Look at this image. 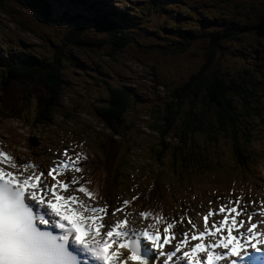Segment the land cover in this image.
Segmentation results:
<instances>
[{
    "label": "trees",
    "instance_id": "1",
    "mask_svg": "<svg viewBox=\"0 0 264 264\" xmlns=\"http://www.w3.org/2000/svg\"><path fill=\"white\" fill-rule=\"evenodd\" d=\"M24 1V4L27 3L24 7L29 14L30 25L35 29L25 27L23 33L18 34L21 39L30 34L35 41V44H31L34 49H14V54L9 59L0 57V84L5 88V93H0V111L9 114L6 118L32 121L35 129L42 127L27 143L34 147L35 139L43 140V131L49 136L48 143L52 138L60 140L65 137L79 146L84 138H89L97 163L85 164V174L90 175L93 181L90 187L99 188L110 203L120 192L127 190L126 186L131 182L128 178L137 173V170H131L139 162L136 161L135 152H141L145 156L142 173L150 171V174L142 178L145 183L136 192L141 194L139 206L157 210L162 207L163 214L168 217L191 208V200L184 197L188 188L187 173L190 171L191 175L198 168L205 175H220L231 186L240 182L249 190L254 186V190L262 189L256 185L262 179L252 170L257 165L259 155L254 145L256 136L253 129L256 126L264 128V89H261L262 95L255 105L249 101L253 86L264 85V69L261 65L250 66L248 63L244 66L240 59H246L249 55L257 57L259 48L264 45L263 0H219L222 13L217 16L206 15L201 20L195 3L183 2L186 11L196 13L197 27L182 28L177 22L185 18L179 15V11L176 12L175 23L171 22L170 26L167 25L168 22H161L167 26L154 25L148 28L149 25L139 21L137 24L142 27L139 39L147 42L150 38L153 41L144 47L131 35V16H134L133 12L137 7L127 6L126 0H114L112 3L117 2L118 7L122 4L127 6L123 11L116 8L102 10V5L108 0H72L69 2L84 7L65 15L51 13L46 0ZM170 2L180 1L141 0L139 6L146 5L147 11L139 13L157 14L159 8H164ZM230 2L236 4L232 6L233 12L247 18L246 21L227 19L223 11L228 10ZM139 10L142 11V7ZM163 10L167 12L166 9ZM199 10L204 13L201 7ZM171 11H174L173 6ZM15 13V10L9 9L2 18L13 25L18 21L13 20ZM20 16L23 21L27 19L22 13ZM13 27L17 29L14 25ZM59 27L65 31H59ZM191 30H194V34ZM161 32L167 33L166 36L163 37ZM88 35H99L100 39H85ZM171 36L172 40H176L161 44L162 38ZM53 42L58 43L59 48L52 56L50 49L51 45H55ZM131 47L139 54L158 55L167 59L190 54L200 65L184 69L174 64L172 68L177 71V81L173 83L167 82L162 73L152 66L151 84H158L163 91L162 96H159L152 86V92L147 94L133 81H129L132 84L125 83L123 76L110 75L102 69V64L118 67L121 61L118 53ZM76 56L94 58L98 67L88 69L96 75L85 74L80 69H69L64 65L62 60L65 58L77 68L84 67ZM226 56L234 57L232 66L235 75L230 80L220 69V62ZM134 59L143 63L138 56ZM254 78L263 80L255 82ZM235 79L241 80L242 85L238 86L236 83L232 86L230 82ZM11 91L17 92L22 98L14 99ZM231 94L236 100L230 98ZM4 97L5 100H2ZM68 101L69 105H65ZM85 102L88 108L95 110V115L87 113V106L82 105ZM147 102L151 103L150 108H145ZM31 104L35 105L33 112ZM63 107H67L65 115L60 113ZM142 108V115L145 116L137 121L134 117ZM77 112L78 119L84 115L88 119L94 116L99 127H89L78 133H68L57 128L53 117L60 116L66 121L79 122L72 119ZM82 127L80 125L78 130ZM150 134H156V143L147 142L143 149L142 146L133 144L135 137L143 140L149 138ZM51 146L50 143V146L46 145L42 149L44 155H40V148L36 153L27 149L33 156L31 160L39 163L45 170L51 160ZM224 146L231 152L229 164H225L226 155L221 152ZM124 161L127 164L124 165ZM163 172L169 174V179L164 183L160 182ZM248 179L253 184L248 183ZM206 191L209 196L212 195L209 190Z\"/></svg>",
    "mask_w": 264,
    "mask_h": 264
},
{
    "label": "snow or ice",
    "instance_id": "2",
    "mask_svg": "<svg viewBox=\"0 0 264 264\" xmlns=\"http://www.w3.org/2000/svg\"><path fill=\"white\" fill-rule=\"evenodd\" d=\"M83 7L47 5L57 15ZM52 157L45 170L0 147V264H264V201L230 191L226 203L217 197L215 209L197 212V224L187 208L168 217L140 207V193L110 203L71 146ZM254 203L261 207L249 211ZM184 219L190 227L178 234Z\"/></svg>",
    "mask_w": 264,
    "mask_h": 264
},
{
    "label": "rangeland",
    "instance_id": "3",
    "mask_svg": "<svg viewBox=\"0 0 264 264\" xmlns=\"http://www.w3.org/2000/svg\"><path fill=\"white\" fill-rule=\"evenodd\" d=\"M68 3L72 2V0H67ZM70 1V2H69ZM90 1H98V0H90ZM99 1H103V0H99ZM114 0H108V2H105L106 4L102 5V10H107L109 8H116L119 11H123L124 8H127V6H134L135 8L137 7V9L135 10V12H133L134 16H131L133 19V23L131 26L132 29V36H135L138 41L140 42V46L144 47L150 43H152L153 41L149 38V40L147 42H143L139 39L138 34L140 33V31L142 30V27L138 26L137 22L141 21L142 23H144L146 26L149 25L148 28L153 27L154 25H158V26H170L172 25V23L174 24L175 22V17L177 16V11H179V15L183 16L185 19H181L179 20L177 23L183 28H188L191 27V29L196 28V19H197V15L196 13H194L193 11H186V5H184L183 2H189V3H195L197 11H198V18L201 20L203 17H205L206 15L209 16H217L220 15L221 9H222V5L220 4L221 2L219 0H179L180 2L178 3H173L170 2L168 4H166L164 6V8L160 9L159 8V13L155 14L154 12H151L150 14H145V15H141L139 12H141L142 14L145 13V11H147V6L146 5H141L140 1L141 0H126V5L124 6V4L119 5L118 4H113ZM248 2H251L253 0H247ZM264 1V0H263ZM262 1V2H263ZM24 0H0V57H2L3 59H8V57L10 55H12L14 53V49H19L21 51H29L30 49H34V47L31 45L32 43L35 44V41L32 40V37L29 36L30 34H27L26 37L22 36L23 38L21 39V37L19 36L18 33H23V28L27 27L28 29H35L34 26L30 25V19H29V14L28 12L25 10L26 4H24ZM47 5L51 2V0H46ZM90 3V2H89ZM189 4V5H191ZM230 6L228 8V10L223 11V14L225 16H227V19L230 21H235L238 20V22H243L246 21L247 18H245L244 16H239L236 13L233 12V7L234 3L230 2L228 3ZM263 5V3H262ZM172 6L174 7V11L172 10ZM178 8H175V7ZM233 6V7H232ZM97 7L99 8V5H97ZM139 7H142V11L139 10ZM203 9V14L200 12L199 8ZM15 10V16L13 18V20H18L16 23H13V25L17 28L16 30L14 29L13 25L10 24L9 22L7 23V21H5L2 16L4 15L5 11L8 10ZM163 9H166L167 12H164ZM144 11V12H143ZM185 12H187V14H185ZM21 13L27 18L25 21H23L21 19ZM98 13V12H97ZM99 14V13H98ZM57 15V14H56ZM100 15V14H99ZM264 16V14H263ZM12 17V16H11ZM136 17H140V19L136 18ZM10 18V17H9ZM145 19H150L145 21ZM161 22H168L167 25L162 24ZM172 22V23H171ZM194 22V23H193ZM190 23H193L192 26H190ZM53 28V27H52ZM59 31L64 32L65 29L59 27L58 28ZM190 31V30H189ZM192 33L194 34V30H191ZM25 34V33H24ZM161 34H163V37L166 36L167 33L161 32ZM173 36H171L170 38H162L160 41L162 42L161 44H166V43H170L172 41ZM83 38H85L83 36ZM85 39H100L99 35L96 36H91L88 35L87 38ZM202 39H204V37L202 36ZM54 47L51 45V49H50V53L52 54V56L54 55L55 52H58V48L59 45L56 42ZM63 51H67L66 49H63ZM72 52V51H71ZM118 52V51H117ZM73 54V52H72ZM121 57V61L120 64L118 63V67L117 66H113V65H109V66H103L102 64V69L107 72L110 75H117V76H123L125 83L128 84H132L129 81H133L135 84L139 85L144 91L147 92H152L151 87L154 86L155 90L157 91V94H160L159 96H162V88L159 87L158 84H151V67L154 66L156 67L164 76V78L167 80V82L169 83H173L175 81H177L175 78L177 76V71L175 68H172L174 64H176V66L178 68H184V69H188L191 66L194 68L195 66L200 65L199 62L197 61L196 58L192 57L190 54H186V55H177V56H171L170 59H167V57H161L158 55H143V54H139L137 53V51L135 50V48L131 47V48H125L124 50H122L121 53H118ZM71 55V54H68ZM135 56L140 57V59H142L143 63L137 62L136 59H134ZM77 57V56H76ZM234 57H228L226 56L221 62H220V69L222 71V73H226L227 79L230 80L231 78L234 77L235 72L233 70V66H232V61H233ZM1 59V58H0ZM78 61L80 63H82L84 65V67L81 68H77L75 67L74 64H72L71 61H69L68 59H63L62 61H64V65H66L69 69H80V71H82L85 74H91V75H96L91 69H94L96 67H98L97 65V61L94 58H90V59H86L83 56H78L77 57ZM103 60V59H102ZM102 60H98V61H102ZM240 63L244 66H246V63L251 65H261L264 69V45H262L259 48V54L257 57L249 55L248 57H246V59H240ZM88 67H90L88 69ZM118 77V78H119ZM121 79V78H120ZM179 79V78H177ZM260 78H254L255 82H259ZM241 80L237 81V79L232 80L230 83L232 86L236 85V83H238V86L242 85V83H240ZM264 82V80L262 81ZM0 83H1V77H0ZM160 84V83H159ZM257 85V84H256ZM126 87V86H125ZM67 92H70V90L68 88H65ZM264 89V85H257V86H253V89L251 90V97H250V103L255 105L256 101L258 100V98L260 97V95H262V90ZM244 90V89H243ZM0 93L4 94L5 93V88L3 86H1L0 84ZM12 96L14 97V99H19L22 98L17 92L15 91H11ZM81 96V95H80ZM230 98H232L233 100H236V97L234 95H230ZM145 100H147V98H144ZM5 100V97L4 99ZM259 101V100H258ZM240 104V103H237ZM263 104V102H262ZM65 105H69V101L67 104ZM83 106H87L86 108H88L87 103H83ZM151 103L147 102V104L145 105V108L149 107L150 108ZM30 108V107H29ZM31 112H33L35 110V105L31 104ZM143 109L142 108L139 111V114L137 116L134 117L135 120L139 121L142 116H145V114L142 115L143 113ZM67 110V107H63L60 110V113H62L63 115H65ZM88 112L90 114H94L95 115V110H92L91 108H88ZM30 112V113H31ZM9 114H5L4 112L0 111V147H3L5 150H12V154L16 156V159L20 162H26L27 160H31L33 159L32 155L30 152L27 151V149H31V151L33 153H36V151H39L38 148H40L39 153H41L40 155H44V151L42 150L43 148H46V145L50 146L51 143V150L52 152H56L58 153L59 150H63L64 148H68L69 146H71V148L74 151L80 152L84 155L87 156V160L82 161V163L84 164H93V163H97V158H94V153H93V149L90 148V139L89 138H84L82 143H79L78 145H74L73 142H71L69 140V138H62L60 140H56L54 138L50 139V143H48L47 139L49 138L48 135H46V133H44L43 131V140L35 139V144L34 147L31 145V143H27L29 138H32L34 136L37 135V131H41V128H37L35 129V127L33 128V122L32 121H26L23 122L20 119H13L11 118H6V116H8ZM19 116L21 117V113H19ZM76 120H79V122H73V121H66V119H61L60 116H55L53 117L54 123L57 126L58 129H62L66 132H75L78 133L80 131H85L87 128L89 127H99L98 121L96 120V118L94 116H92L90 119H88V117L81 116V119H78L77 117H79L78 112L73 115ZM85 119H88L87 121H85ZM25 121V120H24ZM23 122V123H22ZM80 125H83L81 130H78V128H80ZM264 126V125H262ZM144 132H146L145 129H143ZM253 134L254 136H256L254 145L257 149V151H259V155L257 156V165L259 167H257V170H259V172H256V176L259 177L260 179L264 178V128L263 127H259L256 126L253 129ZM136 140H134L133 144L138 145V146H142V149L144 148L143 146H146L147 142L149 144H154L156 143V141L158 140L156 134H150L149 138H144L143 140H141L139 137H135ZM18 146L20 147H25L26 149L23 150V148H17ZM20 149V150H19ZM139 149H141V147H139ZM52 152H51V159L52 157ZM222 154L226 155V159L224 160L225 164H229L230 163V158H231V152L229 151V149L227 147H222ZM143 153V152H142ZM39 155V156H40ZM136 155V161H139L137 163L134 164L135 169L137 170V173H135L136 177H130L128 178V180H130L131 182L126 186L127 190L123 191V193L119 194L118 196L121 199H128L131 196H129V194L134 193L139 187L140 185H142V182H136L138 179L141 178V169H142V161L145 159V156L143 157L141 152L137 151L135 152ZM147 155V154H145ZM36 158V156L34 157V159ZM49 158V157H48ZM134 159V158H132ZM123 164H127L125 161L123 162ZM86 171V168L84 167V172ZM157 171V170H155ZM148 173H150V171H147ZM190 171L187 173V180L186 183L188 185V188L186 190V193L184 194V197H187L188 199L191 200L190 205H192V201L197 202L198 198H199V203L201 205L203 204H207V200L209 198L208 192L204 190L207 189L209 190L212 195L214 193H217V190L212 188L211 182H213L218 176L217 175H212V174H204V171L201 170L200 168H198L196 171H194L191 175H189ZM70 176V174H69ZM139 177V178H137ZM165 181V177L161 180V182L163 183ZM248 183L253 184L251 179H248ZM133 185H135V188L133 189ZM237 186H234V189H242V192L240 193V195L245 196L247 194V196L245 197L246 199L249 198H255L257 196V194L259 193V196L257 199H264V179L261 181H257L256 185L257 186H261L262 189L258 188L256 190H254L255 186L252 188V190H249L247 188H240L238 184H236ZM98 186V185H97ZM125 187V188H126ZM131 189V190H130ZM248 191V192H247ZM247 192V193H245ZM257 193V194H256ZM211 195V196H212ZM210 196V197H211ZM193 197H195V199H193ZM115 202V198L112 200V203ZM220 203H226L225 200H220ZM209 207L213 208V206H208L207 209H209ZM250 211H254V210H250ZM133 219H136L135 215L133 216ZM200 222H198L199 224Z\"/></svg>",
    "mask_w": 264,
    "mask_h": 264
},
{
    "label": "clouds",
    "instance_id": "4",
    "mask_svg": "<svg viewBox=\"0 0 264 264\" xmlns=\"http://www.w3.org/2000/svg\"><path fill=\"white\" fill-rule=\"evenodd\" d=\"M20 51H21V50H20ZM13 54H14V53H13ZM13 54H12V55H13ZM12 55H10V56L8 57V59H9ZM0 62H1V59H0ZM257 167H259V166L256 165V166L253 168L252 171H253V172H259V170H257ZM131 170H136L134 165L132 166ZM140 171H141V177H142V178L148 176V172L142 173V169H141ZM263 179H264V178H263ZM263 179H262V180H263ZM226 182H228L227 179H226ZM163 183H164V182H163ZM240 188H244L243 185H242ZM174 190H175V188H174V185H173V191H174ZM235 190H236V189H234V187L231 186V188L228 189V192L231 191V193L234 194V193L236 192ZM238 190H239V189H238ZM241 190H242V189H241ZM251 190H252V189H251ZM256 194H257V193H256ZM258 196H259V193L257 194V196H256L255 198H249V199H251V200L254 201V202H261V201H264V199H257ZM258 207H261V205H260L259 203H254V205H253L250 209H251V210H255V209L258 208Z\"/></svg>",
    "mask_w": 264,
    "mask_h": 264
},
{
    "label": "bare ground",
    "instance_id": "5",
    "mask_svg": "<svg viewBox=\"0 0 264 264\" xmlns=\"http://www.w3.org/2000/svg\"><path fill=\"white\" fill-rule=\"evenodd\" d=\"M208 174H209V173H208ZM149 182H150V181H149ZM150 183H151V182H150ZM142 185H144V184H143V182H142ZM142 185H140V187H139V188H141V186H142ZM139 188H138V189H139ZM124 189H125V187H124ZM138 189H137V190H138ZM137 190H136L134 193H131V194H129V196H130V195H132V194H135V193L137 192ZM121 193H123V191H122V192H120L119 194H121Z\"/></svg>",
    "mask_w": 264,
    "mask_h": 264
}]
</instances>
